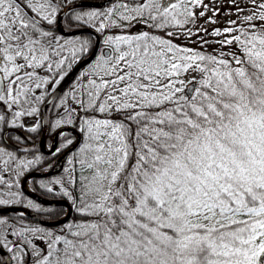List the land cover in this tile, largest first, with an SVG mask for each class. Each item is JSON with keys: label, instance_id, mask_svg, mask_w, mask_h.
<instances>
[{"label": "snow or ice", "instance_id": "snow-or-ice-1", "mask_svg": "<svg viewBox=\"0 0 264 264\" xmlns=\"http://www.w3.org/2000/svg\"><path fill=\"white\" fill-rule=\"evenodd\" d=\"M0 264H264V0H0Z\"/></svg>", "mask_w": 264, "mask_h": 264}, {"label": "water", "instance_id": "water-1", "mask_svg": "<svg viewBox=\"0 0 264 264\" xmlns=\"http://www.w3.org/2000/svg\"><path fill=\"white\" fill-rule=\"evenodd\" d=\"M32 176L35 177V178H41V177H46L47 174H46V173H33ZM35 195H36L37 198H38L39 200H41V201H47V200H50V199L45 198V197H42V196H40V195H38V194H35Z\"/></svg>", "mask_w": 264, "mask_h": 264}, {"label": "trees", "instance_id": "trees-1", "mask_svg": "<svg viewBox=\"0 0 264 264\" xmlns=\"http://www.w3.org/2000/svg\"><path fill=\"white\" fill-rule=\"evenodd\" d=\"M47 115H49V114H47ZM32 123H28V125L30 126ZM45 178L46 177H44V178H35V181L36 182H39V181H41V180H45ZM39 194V193H38ZM43 196V195H42ZM46 197V196H45ZM48 198H50V197H48Z\"/></svg>", "mask_w": 264, "mask_h": 264}, {"label": "flooded vegetation", "instance_id": "flooded-vegetation-1", "mask_svg": "<svg viewBox=\"0 0 264 264\" xmlns=\"http://www.w3.org/2000/svg\"><path fill=\"white\" fill-rule=\"evenodd\" d=\"M46 115H47V113H46ZM28 123H32L31 119L28 120ZM39 195H40V194H39ZM41 196H42V195H41ZM43 197H45V196H43ZM46 198H48V197H46Z\"/></svg>", "mask_w": 264, "mask_h": 264}]
</instances>
